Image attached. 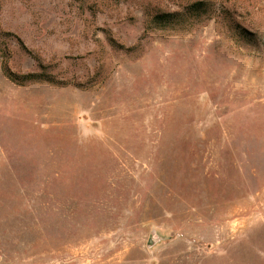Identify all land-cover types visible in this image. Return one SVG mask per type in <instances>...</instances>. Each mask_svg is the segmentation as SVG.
I'll return each mask as SVG.
<instances>
[{"label": "rangeland", "instance_id": "rangeland-1", "mask_svg": "<svg viewBox=\"0 0 264 264\" xmlns=\"http://www.w3.org/2000/svg\"><path fill=\"white\" fill-rule=\"evenodd\" d=\"M0 264H264V0H0Z\"/></svg>", "mask_w": 264, "mask_h": 264}, {"label": "trees", "instance_id": "trees-1", "mask_svg": "<svg viewBox=\"0 0 264 264\" xmlns=\"http://www.w3.org/2000/svg\"><path fill=\"white\" fill-rule=\"evenodd\" d=\"M207 12H208V8L206 3L197 2L191 4L188 8H186V11L156 14L152 18V22L157 26L160 25L172 26V24L186 25L187 22L193 17L195 19H201L203 15L206 14ZM4 73L11 81L19 85H24L26 83H31V82L48 81L38 73H29L23 76H19L14 72H12L6 66H4Z\"/></svg>", "mask_w": 264, "mask_h": 264}, {"label": "water", "instance_id": "water-1", "mask_svg": "<svg viewBox=\"0 0 264 264\" xmlns=\"http://www.w3.org/2000/svg\"><path fill=\"white\" fill-rule=\"evenodd\" d=\"M151 243L153 242V239H151V241H150Z\"/></svg>", "mask_w": 264, "mask_h": 264}]
</instances>
